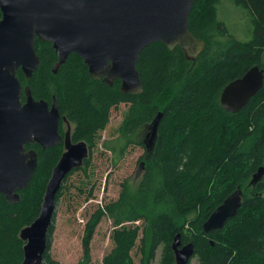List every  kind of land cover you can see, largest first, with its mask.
<instances>
[{"label": "trees", "instance_id": "1", "mask_svg": "<svg viewBox=\"0 0 264 264\" xmlns=\"http://www.w3.org/2000/svg\"><path fill=\"white\" fill-rule=\"evenodd\" d=\"M227 1L247 21L246 40L237 39L219 18L218 7L223 9ZM188 30L205 42L194 61L186 60L179 46L168 50L162 42H153L141 51L137 70L143 91L139 94L122 93L118 79L109 86L91 78L75 53L53 73L57 55L50 42L38 39L39 64L32 76L26 79L17 71L22 87L28 85L35 99L49 104L56 101L61 115L73 125L72 141H85L89 150L97 147L111 110L125 104L121 134L100 143L110 152L113 165L123 156L129 136L150 128L155 115L162 113L151 145L147 148L144 142L147 160L139 182L133 185L124 179L118 197L90 214L82 257L76 264H89L88 241L104 216L114 227L112 247L102 264H135L131 251L137 239L140 264H151L159 246L158 264H176L171 247L176 233L182 242L193 243L197 264H264V174L255 184L250 183L253 174L264 167V79L259 91L237 113L226 111L220 103L222 89L230 81L254 65L264 72V0H194ZM25 147L36 151L37 167L28 186L17 192L16 203L0 194V264L22 261L24 242L19 232L38 216L46 183L63 152L61 144ZM89 166L88 156L84 170ZM79 169L72 170L64 181ZM64 186L57 192L56 202ZM237 188L242 197L236 214L221 228L204 232L203 222ZM53 221L41 264H65L48 251ZM137 221L141 224L135 225Z\"/></svg>", "mask_w": 264, "mask_h": 264}, {"label": "water", "instance_id": "2", "mask_svg": "<svg viewBox=\"0 0 264 264\" xmlns=\"http://www.w3.org/2000/svg\"><path fill=\"white\" fill-rule=\"evenodd\" d=\"M194 0H0V194L9 203L19 200L37 167V153L26 144L52 147L61 140L59 122L67 118L53 99H35L28 85L22 87L17 77L21 70L26 79L39 64L35 41L50 42L57 55L52 72L71 53L83 60L88 74L111 85L120 81L122 93L143 91L137 70L141 51L153 42H162L168 50L179 46L186 60L194 61L205 42L188 30V16ZM264 72L250 67L222 89L220 103L237 113L259 91ZM24 92V100L21 93ZM162 113L159 111L147 138L155 136ZM148 148L149 145L146 144ZM88 145L72 142L69 129L64 137V151L46 183L38 216L24 226L19 237L24 242L20 264H41L47 248V235L56 208V195L65 177L82 167L88 157ZM139 163L138 171L142 170ZM264 174L260 167L250 183ZM241 190L231 192L203 222L204 232L219 229L236 214ZM176 264H187L194 255L191 241L183 243L176 233L171 243Z\"/></svg>", "mask_w": 264, "mask_h": 264}, {"label": "rangeland", "instance_id": "3", "mask_svg": "<svg viewBox=\"0 0 264 264\" xmlns=\"http://www.w3.org/2000/svg\"><path fill=\"white\" fill-rule=\"evenodd\" d=\"M227 4L223 9L221 6L218 7L219 18L224 20L237 39L246 40L248 38L247 21L241 11L228 1ZM125 110V104H120L111 110L108 125L101 132L97 147L89 150L90 166L88 169L84 170L83 163V168L71 173L67 181L62 183L65 186L62 195L56 202L48 251L53 258L65 264H76L81 259L84 228L90 214L97 206L116 199L120 183L124 179L128 178L133 185L140 180L142 170L138 171L139 163L147 160L144 156L146 154L145 143L151 145L150 139L147 138L149 127L138 129L129 136L130 141L126 143L124 154L115 165L111 162L110 152L103 150L100 146L101 141L114 139L119 135V132L121 134L119 126ZM70 126L73 128V125L70 124ZM90 188L93 189L92 194L87 196ZM134 224L140 225L141 221ZM113 227V223L106 216L102 217L94 227L88 241L91 255L89 264H102L103 256L112 247L111 231ZM186 242L189 241L183 243ZM138 246L137 239L136 245L131 251L135 264H140L142 256ZM160 255L161 246L157 248L151 264H158ZM196 261L197 258L193 256L190 259V264H197Z\"/></svg>", "mask_w": 264, "mask_h": 264}, {"label": "flooded vegetation", "instance_id": "4", "mask_svg": "<svg viewBox=\"0 0 264 264\" xmlns=\"http://www.w3.org/2000/svg\"><path fill=\"white\" fill-rule=\"evenodd\" d=\"M70 124L72 125V123H70L69 121H66L64 119H61L59 122L58 128H59V134L61 136V140L58 144L62 145V151H64V137H65V134H66L68 129H69V133H70V139L72 141V138H71L72 128H71ZM72 142H75V141H72ZM33 144H37V143H33ZM31 149H33V148H31ZM88 153H89V148H88ZM80 168H82V167H80Z\"/></svg>", "mask_w": 264, "mask_h": 264}]
</instances>
